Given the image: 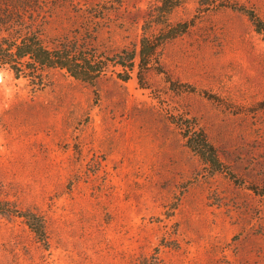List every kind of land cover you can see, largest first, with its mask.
Listing matches in <instances>:
<instances>
[{"label":"rangeland","instance_id":"rangeland-1","mask_svg":"<svg viewBox=\"0 0 264 264\" xmlns=\"http://www.w3.org/2000/svg\"><path fill=\"white\" fill-rule=\"evenodd\" d=\"M237 3L264 23V0ZM157 4L31 0L22 27L111 59L159 33L143 26ZM194 15L127 81L0 69V201L40 214L47 236L0 214V264H264V31L194 0L167 23ZM185 119L222 170L187 147Z\"/></svg>","mask_w":264,"mask_h":264},{"label":"trees","instance_id":"trees-1","mask_svg":"<svg viewBox=\"0 0 264 264\" xmlns=\"http://www.w3.org/2000/svg\"><path fill=\"white\" fill-rule=\"evenodd\" d=\"M31 0H0V69L8 66L15 76L29 75L39 68H60L74 79L96 83L101 75L111 71L116 78L127 81L134 68L141 71L152 61L155 50L164 41L184 33L197 15L189 21L170 25L167 16L184 0H158V4L144 22V30L155 25L161 26L159 33L151 37L143 35L135 49L124 50L114 58L107 59L87 54L82 49L60 45L53 47L42 40V33L32 27H22L25 24L23 8ZM197 10L206 11L210 8H229L243 12L254 23L257 32L264 31V23L252 10L240 7L237 0H194ZM29 21L31 19H28ZM187 129L183 131L187 147L199 156L211 172L222 170L214 147L205 139L203 132L192 129L191 119H185ZM188 129L191 130L188 133ZM229 176L237 184L236 177ZM260 194L255 187H248ZM0 214L10 217L17 216L24 220L27 227L45 247L47 236L44 220L40 214L31 209H19L7 201H0ZM139 264H159L156 256L143 257Z\"/></svg>","mask_w":264,"mask_h":264}]
</instances>
